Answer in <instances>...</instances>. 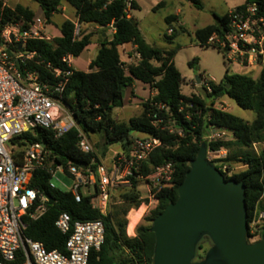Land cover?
Listing matches in <instances>:
<instances>
[{
    "label": "trees",
    "instance_id": "obj_1",
    "mask_svg": "<svg viewBox=\"0 0 264 264\" xmlns=\"http://www.w3.org/2000/svg\"><path fill=\"white\" fill-rule=\"evenodd\" d=\"M197 9H202L199 0H190ZM39 5L46 24L51 22L53 15L60 13L63 3L75 11L76 23L79 26H94L103 32L114 26L111 40L99 38V49L95 58L88 65V72L71 69L72 74L64 88L63 101L70 110L78 128L88 137L98 133L103 145L110 146L121 143L122 150L127 151L135 137L142 134L159 139L162 146L155 149L148 159L140 166L139 174L143 177L153 173L156 168L170 165L171 180L165 185L152 190L156 206L143 218L145 224L136 226L135 235L127 236V222L124 220L130 209L137 210L144 200L137 190L138 180L129 178V189L119 196V205L106 215H101L90 205V198L85 197L76 203L71 193L58 188L50 189L49 177L44 172L35 174L32 185L54 200L47 207V212L38 220L24 218L26 229L24 234L43 244L47 250L61 251L68 235L62 234L55 221L61 213L69 215L71 222L101 220L104 223V242L98 252H91L88 264H153L154 235L149 231L152 220L162 210L177 199V188L183 181L189 162L193 160L202 143H206L209 152L220 148L228 151V155L212 163L221 172L232 162L239 161L245 167L226 179H234L245 186V206L247 223L250 224L264 194V65L259 70L257 79L249 74H233L226 69L223 78L211 84V93L205 99L199 96H184L181 93L183 78L175 67L174 58L178 47L159 50L149 45L137 23L128 18L127 4L131 10L137 9L134 1L129 0H35ZM256 4L257 17L264 19V0H245L235 7L234 11L244 10L248 5ZM215 22L195 31L196 43L205 47V43L213 34L222 35L227 30L228 12L222 16L213 15ZM35 18V13L21 5L5 8L0 19V29L5 24H22L26 29ZM133 22H132V21ZM176 16H167L166 32L163 34L167 47L173 45L176 34H167L173 30ZM74 22L66 20L59 26V37L52 41L36 40L28 43L27 49L35 51L45 64L52 68L66 70L61 59L67 56L78 58L91 44L93 33H83L79 38L73 37ZM176 30H183L177 26ZM173 32V31H172ZM124 45L134 48L139 58L135 64L126 65L121 61L120 49ZM197 64L194 58L189 66ZM43 73L42 68L35 67ZM134 81L147 85L155 92L153 96L141 104V112L127 123L117 122L112 118L114 109L125 105L122 96L131 88ZM232 100L237 107L252 111L255 115L251 123L215 107L221 98ZM192 105V108L189 106ZM164 106L165 110H158ZM194 112H199L194 115ZM166 124L174 121L175 129L181 131L169 133L153 125V116ZM189 115V117H188ZM188 117V118H187ZM209 126L225 129L232 133V139L208 143L205 135ZM34 142H44L51 152L50 159L54 164L64 167L68 163L90 164L96 159L95 154H82L77 148L78 133L71 130L60 139L54 140L45 130H37L35 136L23 133L11 139L12 144L24 146ZM253 144L260 146L256 152H242L252 149ZM236 147L239 156H231L232 148ZM95 166H92L94 169ZM264 211V207L262 208ZM264 226L262 227V233ZM203 238L197 245L195 260L203 259L206 251Z\"/></svg>",
    "mask_w": 264,
    "mask_h": 264
},
{
    "label": "built area",
    "instance_id": "obj_2",
    "mask_svg": "<svg viewBox=\"0 0 264 264\" xmlns=\"http://www.w3.org/2000/svg\"><path fill=\"white\" fill-rule=\"evenodd\" d=\"M129 6L128 3L127 10ZM5 8H9L8 0H0V19ZM45 27L44 18H34L26 29H22L21 23H8L0 29V264H88L90 253L98 252L103 245L105 231L101 220L71 222L66 213H61L55 221V227L68 235L61 251L47 250L42 243L24 234V218L38 220L50 206L49 196L32 185L38 172L48 175L50 189L56 188L52 180L61 183L58 175L70 180L71 187L63 191L71 193L76 203L85 197L90 198L91 207L101 215L107 214L111 190L118 183L130 185L131 177L142 180L147 187V198L156 201L152 190L171 180L169 164L156 168L145 177L139 174L140 166L149 155L162 146L159 139L151 136L135 138L127 151L115 156L109 167L96 158L83 169L76 163H68L66 167L54 164L44 142L24 146L11 143L12 138L23 133L35 136L37 130H45L57 140L74 129L78 133V150L82 154L93 153L63 101L64 88L72 74V57L61 59L67 68L63 71L45 64L38 53L27 49L32 41H51ZM170 33L171 30L167 32ZM79 36L80 26L75 22L73 37L77 39ZM207 46L220 51L227 65L238 68L239 74L260 69L264 65V19L257 17L256 4L248 5L244 10L229 11L227 30L222 35L213 34L206 41ZM35 67L42 68L43 73ZM212 83L215 81L211 77L203 79L201 76L199 79L206 93H211ZM158 110L165 108L158 106ZM198 114L194 112V115ZM153 118L154 126L181 135V131L175 129L174 121L162 124L157 115ZM231 138L232 133L228 130L212 126L205 135L208 143ZM256 146L253 144L257 153ZM226 153L224 148L216 152L207 150L213 160L224 159ZM221 173L224 177L231 176L226 167H222ZM142 204L147 210L149 206ZM260 228L254 214L248 224V242L260 239Z\"/></svg>",
    "mask_w": 264,
    "mask_h": 264
},
{
    "label": "rangeland",
    "instance_id": "obj_3",
    "mask_svg": "<svg viewBox=\"0 0 264 264\" xmlns=\"http://www.w3.org/2000/svg\"><path fill=\"white\" fill-rule=\"evenodd\" d=\"M10 1V2H9ZM8 6L14 8L15 0H9ZM202 4V9H197L195 5L189 0H136L139 4V9H133L131 14L137 20L139 29L145 39V41L159 49L163 50L165 48L172 49L178 47L177 54L174 58L175 67L181 74L183 82L181 84V93L184 96H199L201 99H205L206 91L202 84L196 83V78L199 79L201 76L204 78H213L215 82H219L226 71L229 68L230 73H241V71L231 65H227L223 55L220 51L212 46L201 47L199 46L194 39V30L197 28L204 27L215 22L214 16H222L228 10L243 3V0H200ZM21 4L33 9L36 13H39V5L36 2L31 0H20ZM66 8L65 12H60L53 15L51 22L46 24V34L52 40L60 35L59 26L60 23L70 19L74 20L72 14V8L64 4ZM155 10H152V7H155ZM179 10L178 18L183 25V30H174L177 29V26L173 25V32L169 36L173 37L176 34V37L173 41V45L167 47L163 34L166 32L167 25L165 23V18L167 16H175L176 11ZM64 14V16L62 15ZM67 17V18H65ZM35 18L43 19V15L37 14ZM76 22V21H73ZM50 25V26H49ZM90 26H80V35L83 33H90ZM99 42V41H98ZM93 55L92 49L88 47L83 51V53L78 57L74 58L72 61V66L77 71H85L87 69L86 61L89 60ZM196 58L197 64L192 67L189 66V62ZM123 60H126V56H122ZM252 78L257 79L259 75V70H254L249 74ZM140 85V83H137ZM221 101H224L222 103ZM127 104L125 103V106ZM216 108H224L225 112H229L234 116L243 119L244 121L251 123L254 120V113L252 111H245L240 109L235 105V103L228 98H221L217 101L215 105ZM141 112V106L135 108L132 104L128 103V106L125 109H114L112 112V118L117 122L127 123L129 119L137 117ZM136 134H133L134 137ZM87 141L92 147L93 154L97 158L98 162L104 166L109 167L114 160L115 156L121 153L122 147L121 143H116L110 146H104L102 137L98 133H91L86 137ZM227 141V140H225ZM256 151L260 150V146L255 147ZM253 152L254 149H243L242 152ZM255 152V151H254ZM228 155V151L226 156ZM231 156H239V151L236 147L232 148ZM209 161L212 162V156L207 155ZM226 167V166H225ZM227 168V167H226ZM244 166L239 161L232 162L228 164L227 170L229 173L235 174L244 170ZM57 178L60 180L59 183L55 180H52L56 188L60 190H66L71 187L70 180L63 178L61 175H58ZM264 183V177H263ZM129 189V185L118 183L111 190V199L107 212H110L114 207L119 205V196L126 192ZM137 190L140 192L141 198L144 204L149 207L147 210L142 206L137 209H130L124 220H126L127 225V236L132 237L134 229L136 226L143 225L145 222L143 218L149 214V212L156 206V201H150L147 198V187L144 181L139 180ZM264 194L260 201L259 206L257 207L255 213V219L260 225L262 232V227L264 226ZM145 210V212H144ZM144 212V213H143ZM143 214V215H142ZM142 216V217H141ZM203 246L205 249L211 247V242L209 240H203Z\"/></svg>",
    "mask_w": 264,
    "mask_h": 264
},
{
    "label": "water",
    "instance_id": "obj_4",
    "mask_svg": "<svg viewBox=\"0 0 264 264\" xmlns=\"http://www.w3.org/2000/svg\"><path fill=\"white\" fill-rule=\"evenodd\" d=\"M76 165L85 168L81 162ZM245 190L242 182L226 179L208 160L207 145L202 143L177 188L176 201L151 222L153 264H264V232L255 242L247 240ZM203 238L211 247L196 261Z\"/></svg>",
    "mask_w": 264,
    "mask_h": 264
},
{
    "label": "crops",
    "instance_id": "obj_5",
    "mask_svg": "<svg viewBox=\"0 0 264 264\" xmlns=\"http://www.w3.org/2000/svg\"><path fill=\"white\" fill-rule=\"evenodd\" d=\"M9 1V0H8ZM132 1H134L135 2V4H136V7H137V9H139V4L136 2V0H132ZM200 1V0H199ZM10 2V1H9ZM245 2V0H243V3ZM200 3H201V1H200ZM242 3V4H243ZM15 5H14V7L15 6H17V5H21V6H23V7H27V6H24V5H22L21 4V2H20V0H15V3H14ZM64 4H66V3H63L62 4V6H61V9H60V12H65L66 11V8L67 7H65L64 6ZM242 4H240V5H242ZM67 5V4H66ZM202 5V4H201ZM240 5H238V6H240ZM69 6V5H68ZM70 7V6H69ZM237 7V6H236ZM27 8H29V7H27ZM155 8H156V6L155 7H152V10H155ZM235 8V7H234ZM234 8H232V10L234 9ZM29 9H31V8H29ZM34 13H35V15H37V14H42V12H41V10H40V8H39V13H36L33 9H31ZM131 9L129 8V10H128V18H132L136 23H137V20L135 19V17H133V15L131 14ZM230 10H228V12H229ZM179 10H177L176 11V13L174 14L176 17H177V20H176V22L174 23V25L175 26H181L182 28H183V25H182V23L179 21V18H178V14H179ZM72 14H73V18H74V20L73 21H76V17H75V11L73 10V8H72ZM63 16H64V14H62ZM53 18V17H52ZM65 18H67V17H65ZM68 19V18H67ZM68 20H70V19H68ZM71 21V20H70ZM72 21V22H73ZM63 22V21H62ZM61 22V23H62ZM60 23V24H61ZM75 23V22H74ZM137 25H138V23H137ZM210 25H212V23L211 24H209V25H206V26H204V27H201V28H197V29H195L193 32L195 33V31H197V30H200V29H202V28H205V27H207V26H210ZM50 26V25H49ZM46 27H47V25H46ZM45 27V28H46ZM138 28H139V26H138ZM90 29H91V32L93 33V36H92V39H91V44L88 46V47H90L91 49H92V52H93V55H92V57L89 59V60H87L86 61V66H87V69L85 70V71H82V72H85V73H87L89 70H88V65H89V63L95 58V56H96V53H97V51H98V49H99V42H98V40H99V38H103L104 39V41L105 40H111V38H112V35L114 34V28H113V26L111 25V26H109V27H107L104 31L105 32H103V30L101 29V28H97V27H94V26H90ZM184 29V28H183ZM140 30V29H139ZM45 31H46V29H45ZM59 37V36H58ZM87 47V48H88ZM86 48V49H87ZM120 55H121V61L123 62V63H125L126 65H131V64H135L137 61H138V58H139V56L136 54V53H134V48L132 47V46H130V45H124V46H122L121 47V49H120ZM126 56V60H123L122 59V56ZM73 59L74 58H71L70 59V62L72 63V61H73ZM71 67L73 68V66H72V64H71ZM74 69V68H73ZM74 70H76V69H74ZM258 70H260V69H258ZM182 77V76H181ZM137 83H140V85H138ZM197 83V85H198V82H196ZM215 83H217V82H215ZM155 94V92L153 91V90H151L147 85H145V84H143V83H141V82H139V81H134L133 82V84H132V86H131V88L130 89H128L126 92H125V96H124V98H125V103L127 104L126 106H128V103H130V104H132L135 108H138V107H140L141 106V104L144 102V101H146L147 99H149L151 96H153ZM222 103H224V101H221ZM216 104H217V101H216ZM215 104V105H216ZM125 105L122 107V108H119V109H125V107H126ZM217 109H219V110H221V111H225V109L224 108H221V107H219V108H217ZM143 135L142 134H136L134 137L135 138H139V137H142ZM232 139V138H231ZM121 151H123V150H121ZM128 226V225H127ZM136 228V227H135ZM126 232H127V228H126ZM127 234H128V232H127ZM135 235V229H134V233H133V235L132 236H134ZM129 237H130V235H129Z\"/></svg>",
    "mask_w": 264,
    "mask_h": 264
}]
</instances>
